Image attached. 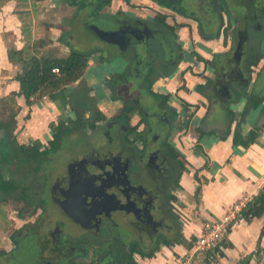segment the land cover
<instances>
[{
	"label": "flooded vegetation",
	"instance_id": "af4514ba",
	"mask_svg": "<svg viewBox=\"0 0 264 264\" xmlns=\"http://www.w3.org/2000/svg\"><path fill=\"white\" fill-rule=\"evenodd\" d=\"M58 1L73 15L90 3ZM104 1H92V15L116 22L102 25L121 32L115 45L121 47L122 71L107 72L101 90L120 106L103 117L82 76L67 88L64 112L72 119L58 124L43 151L25 148L36 150L33 161L18 164V147L7 175L0 172V212L10 220L12 253L20 257L21 244L36 241L45 260L40 264H136L141 249L170 235L183 167L172 140L178 112L163 93L166 81L178 79L185 91L193 76L202 96L226 97V79L240 78L243 64L264 60V0H121V7L109 0L100 7ZM152 30L170 34L169 47L160 43L157 51L145 39ZM131 42L135 46L127 48ZM95 48L105 54L103 46ZM263 73L264 66L257 80ZM256 83L264 86V80Z\"/></svg>",
	"mask_w": 264,
	"mask_h": 264
},
{
	"label": "crops",
	"instance_id": "0c3cea01",
	"mask_svg": "<svg viewBox=\"0 0 264 264\" xmlns=\"http://www.w3.org/2000/svg\"><path fill=\"white\" fill-rule=\"evenodd\" d=\"M114 1L121 7V0ZM73 16L72 10L65 15L58 0H0V123L8 120V115L1 113L2 101H8L6 105L13 112L10 123L0 124V172L4 175H7L9 162H14L16 158L11 153L13 150L35 147L43 151L54 132H58V124L72 119L71 115L66 118L64 112L67 88H75L80 80L43 97H31L28 103L20 93V78L28 72L35 58L59 59L69 54L70 50L59 40L68 30L65 21ZM90 54L93 56L88 60L81 81L89 88V96L98 99L99 113L108 118L120 106V100L101 90L105 86L101 80L107 72L120 74L121 61L107 60L100 64L99 57H104V54L98 51H91ZM263 66L264 60H261L256 67H252L250 85L244 90L246 98H235L229 91L223 103L212 94L205 92L206 98L195 91V84L200 81L196 77L188 78L185 91L178 89L181 84L178 79L166 81L162 91L171 96L178 112L173 123L175 133L172 140L181 154V157H176L181 160L183 171L174 206L176 211L179 210L175 215L179 217L183 242L170 247L160 246L150 259L137 256L136 264H177L178 260H183L192 252L194 240L206 219H218L227 208L243 198L253 199L264 190V123L258 120L259 109H251L245 117L243 115L253 86L256 82L260 85L264 80V73L257 80ZM181 114L184 118L182 125L189 124L185 133L181 126L176 127ZM227 116L231 124L226 135L221 130L207 127L224 123ZM251 131L256 136L248 146L235 141L236 132L242 134L246 141ZM21 162L25 165L26 160L23 161L22 154H19L18 164ZM9 221L8 216L0 212V224L3 222L10 228ZM263 225L264 214L250 222L241 219L225 238L228 245L221 247V256L215 255L210 264H238L248 256L251 264L257 250L259 253L264 251ZM3 232L4 228L0 226V240L8 242L0 248L4 251L0 257L7 258L14 248L10 240L12 233L7 231L9 235L6 237L1 235ZM204 257L205 254L198 264H206Z\"/></svg>",
	"mask_w": 264,
	"mask_h": 264
},
{
	"label": "trees",
	"instance_id": "16d2710c",
	"mask_svg": "<svg viewBox=\"0 0 264 264\" xmlns=\"http://www.w3.org/2000/svg\"><path fill=\"white\" fill-rule=\"evenodd\" d=\"M34 1H44V0H34ZM65 3L69 5L73 4V0H64ZM109 0L104 1L100 4L102 5L108 4ZM84 7V6H83ZM97 10H99V8ZM96 10V9H95ZM90 54L78 52V51H69V54L65 58L59 59H49V58H40L33 59L32 66L28 70V72L20 78V93L24 96V98L29 102V99L43 97L49 93H53L58 91L59 89L72 85L76 81H78L85 70L88 67V59ZM257 62L250 61L246 65L247 66H255ZM249 67L241 66L243 70L240 78H235L233 81L230 79H226L229 83L230 92L233 94L232 96L235 98L242 97L245 98L244 90L249 87L250 83V74L251 69ZM58 69L59 74H53L52 69ZM221 69V68H220ZM119 84V83H118ZM217 99L226 100V97H218L216 94H212ZM247 105L244 112V117L247 115L248 111L251 109H257L261 102L264 100V88L254 87L250 97L247 99ZM8 101H2L1 104V113L2 115H8V120L2 124H8L13 119V112L9 109V106L6 105ZM242 121L238 124L241 125ZM255 132L251 131L249 133V139L244 140L242 134L235 133V141L243 144L244 146H248L255 139ZM20 153L23 156V161H33L37 157L36 150H31L28 152L24 147L19 148ZM176 156H180V152H177ZM5 157V156H4ZM23 162H21L22 164ZM4 184V183H3ZM264 214V190L260 191L252 201L247 204V206L241 211V218L245 220V222H250L254 218H259ZM173 229L170 235L161 236L156 239L152 248H143L138 253L141 258H153L154 254L158 251L160 246L170 247L173 244H181L183 242V237L181 235V224L179 223V217L173 216ZM264 233V225L261 231V236ZM197 238V237H196ZM195 241V240H194ZM228 244L225 243V239L221 242V247H226ZM259 250H257L255 256H259ZM0 254L3 255L4 251H0ZM204 262L206 264H210L215 260V255H220V249L217 248L215 252L207 251L204 253ZM250 256L242 259L238 264H249ZM126 264H135L131 259Z\"/></svg>",
	"mask_w": 264,
	"mask_h": 264
},
{
	"label": "rangeland",
	"instance_id": "374dc122",
	"mask_svg": "<svg viewBox=\"0 0 264 264\" xmlns=\"http://www.w3.org/2000/svg\"><path fill=\"white\" fill-rule=\"evenodd\" d=\"M92 1H95V0H90L89 6L85 2L82 3V6H88V7L82 9L80 12L75 14L71 20L65 21V25L70 26V28L63 33V36H62L61 40H59V41L64 43L70 51H78V52H82V53H86V54H90L91 51L95 48V46L102 45L103 46V48H102L103 52L105 53V51H106L110 54V56H109L110 58L108 60L109 61L112 60V62L116 60V62L119 63V60H121L120 59L121 54L119 53L118 50L121 49V47L116 46V45H110L108 43H103L102 40H100V31L104 27V25H102V24H110L108 22H111V24H112V23H116V22H113V20H111L109 17H107L105 15H102V16L99 15L97 17L92 15L94 13L93 12L94 11V9H93V3L94 2H92ZM230 1L231 0H227V3H230ZM257 2L263 4V0H258ZM257 2H256V4H258ZM62 7L64 8L65 15H68L69 10L71 11V9H69L68 6H66L65 4H62ZM109 10H111V9H106V11H109ZM261 22L264 25L263 20ZM145 24H147L152 29H154L152 22L145 21ZM112 26H113V24H112ZM153 31L154 30H152V32L148 36H146L145 39L149 40V42L150 41L154 42V44L156 45L157 51L161 50V47L159 45L160 43L165 44L169 47L170 42H172V38H171L170 34L169 35L163 34L160 31H157L154 33ZM117 32H120V31H117ZM120 34H121V32H120ZM126 36H127V34H124L125 39H126ZM128 37L130 38L131 36L128 35ZM93 43H95L96 45ZM127 44H128L127 48H129V46H132V45L135 46L136 42L135 43L131 42L130 44L129 43H127ZM151 44L152 43H150V45ZM168 49H170V48H168ZM130 53H133V52L131 51ZM125 54L129 55L128 52ZM123 64H124V62H123ZM124 66H125V64H124ZM133 66L131 68H133ZM145 66L146 65H144V67ZM141 69L143 70L144 68H141ZM177 120H179V123L178 124L176 123V127L182 126L181 122L183 120L181 118H178ZM188 127H189V124H188L187 128ZM181 134H183V133H181ZM60 158L61 157L58 156V159H56V163H58V160H61ZM48 206H49V209L52 210V211H50V215H54V216L58 217L56 210L53 209L54 208L53 205L48 204ZM176 210L177 209H175V206H173V211L175 214H176V212L179 211V210L178 211H176ZM0 226H2L4 228V231H5V232H3L4 234H1V235H5L6 237H8L9 233L7 231L11 232L10 228L7 226V224H5V226H4L3 222H2V224H0ZM3 241L4 242H2L0 240V248L3 246H6V244H8V242L6 240H3ZM19 248H20V253H19L20 257H18L15 253H11L7 258L0 257V264H40L43 261L45 262V260L41 259L39 254H37L38 243H36V241H34V242L28 241V244L24 241ZM203 255H204V253L195 254L192 264H198L201 261Z\"/></svg>",
	"mask_w": 264,
	"mask_h": 264
},
{
	"label": "built area",
	"instance_id": "2783aa9c",
	"mask_svg": "<svg viewBox=\"0 0 264 264\" xmlns=\"http://www.w3.org/2000/svg\"><path fill=\"white\" fill-rule=\"evenodd\" d=\"M52 73L58 75V69H52ZM252 201V199L243 198L233 206L224 210L218 219H206L197 236L193 249L190 254L184 256L183 260H178L177 264H192V260L197 253L207 251L215 252L217 248L221 250V242L227 237L234 225L241 218V211ZM251 264H264V251L252 260Z\"/></svg>",
	"mask_w": 264,
	"mask_h": 264
},
{
	"label": "water",
	"instance_id": "95a60500",
	"mask_svg": "<svg viewBox=\"0 0 264 264\" xmlns=\"http://www.w3.org/2000/svg\"><path fill=\"white\" fill-rule=\"evenodd\" d=\"M117 36H120V32L113 31L110 28H108V29L104 28L100 31V40H102L103 43H108L110 45H115V44L117 45V41H116V39L118 38ZM104 56H105L104 57L105 61H107L110 58L109 57L110 54L106 51H105ZM220 102L223 103L222 98L220 99ZM257 109L260 110L258 120H260V122L263 121V123H264V100L261 102L260 106ZM230 124H231L230 118L227 116L224 119V123L218 124L217 126L208 125L207 127L210 128L211 130H214V131H220L221 130L223 132V134L226 135L229 131Z\"/></svg>",
	"mask_w": 264,
	"mask_h": 264
}]
</instances>
